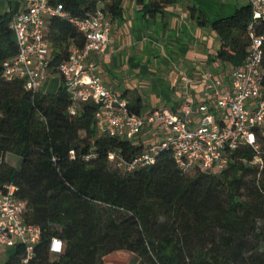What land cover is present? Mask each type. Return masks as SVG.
I'll return each instance as SVG.
<instances>
[{"label":"trees","instance_id":"16d2710c","mask_svg":"<svg viewBox=\"0 0 264 264\" xmlns=\"http://www.w3.org/2000/svg\"><path fill=\"white\" fill-rule=\"evenodd\" d=\"M125 1L57 0L69 17L49 21L52 74L58 75L71 47L85 46L70 19L102 12L111 22L120 20ZM168 5L169 0H138L146 18ZM190 12L206 26L204 14ZM13 17L0 13V186L17 187V197L27 204L25 222L41 229L28 264H103L119 251L137 256L138 264H264V138L257 135L258 150L230 153L220 175L185 172L169 151L155 164L127 173L110 162V154L131 162L147 147L101 135L97 105L81 104L71 115L73 101L63 85L56 93L33 94L22 81L5 79L4 64L19 53ZM252 21L251 8L244 6L212 24L220 41L215 62L230 70L245 63L251 34L264 37V24L251 32ZM129 109L141 116L139 107ZM8 155L20 164L10 165ZM54 240L62 243V252L53 259ZM12 250L5 264H24V247Z\"/></svg>","mask_w":264,"mask_h":264},{"label":"built area","instance_id":"2783aa9c","mask_svg":"<svg viewBox=\"0 0 264 264\" xmlns=\"http://www.w3.org/2000/svg\"><path fill=\"white\" fill-rule=\"evenodd\" d=\"M19 1L25 9L13 17L11 25L19 53L4 64V77L10 82L22 81L27 92L36 94L53 71L52 47L47 38L49 21L69 16L57 0ZM240 1L252 10V32L256 25L264 24V0ZM70 22L85 37V46L71 47L68 60L57 68L73 101L70 114L76 115L81 104L92 103L99 108L96 120L101 135L135 141L149 126L164 136L161 143L147 147L131 162L110 154L113 165L133 173L155 164L162 152L169 151L185 172L220 175L229 166L230 153L242 147L259 149L257 135L264 138V37L251 34L247 60L241 67L227 70V83L214 82L213 74L204 76L213 107L189 103L177 112L159 109L145 118L133 113L129 102L108 90L100 77L96 58L102 59L108 52L111 19L98 12L91 18ZM17 192L13 184L0 186V247L22 245L24 264H28L35 257L41 229L25 222L27 204L19 200ZM55 242L60 244L58 251L54 250ZM61 252L62 243L54 240L51 253Z\"/></svg>","mask_w":264,"mask_h":264},{"label":"crops","instance_id":"0c3cea01","mask_svg":"<svg viewBox=\"0 0 264 264\" xmlns=\"http://www.w3.org/2000/svg\"><path fill=\"white\" fill-rule=\"evenodd\" d=\"M244 6L240 0H169L162 14L146 18L138 0H126L123 18L112 22L106 56L96 58L105 87L139 107L145 118L159 109L177 112L189 103L213 107L204 76L213 74L214 82L224 84L230 68L215 62L220 41L211 26ZM191 8L204 14L205 27L192 18ZM24 9L19 0H0V13L15 16ZM62 83L59 75H49L42 91H58ZM137 141L149 147L163 138L148 126Z\"/></svg>","mask_w":264,"mask_h":264},{"label":"rangeland","instance_id":"374dc122","mask_svg":"<svg viewBox=\"0 0 264 264\" xmlns=\"http://www.w3.org/2000/svg\"><path fill=\"white\" fill-rule=\"evenodd\" d=\"M56 74H50V76H54ZM49 81H52V78H50ZM63 84V83H62ZM57 89V88H56ZM54 88L47 89L48 93H56L57 90ZM164 138V136L162 137ZM7 162L10 165L13 166H18L20 164V159L13 156V155H8L7 156ZM255 164L263 167L262 160H255ZM194 173H192L193 175ZM13 248L8 249L5 247H0V264H5L6 261L8 260L9 256L13 253ZM52 258H55V255L52 256ZM140 262V259L126 251H119L114 254L108 255L103 259V264H138Z\"/></svg>","mask_w":264,"mask_h":264},{"label":"clouds","instance_id":"9594fccd","mask_svg":"<svg viewBox=\"0 0 264 264\" xmlns=\"http://www.w3.org/2000/svg\"><path fill=\"white\" fill-rule=\"evenodd\" d=\"M60 249V244H59V242H55L54 243V250H59Z\"/></svg>","mask_w":264,"mask_h":264}]
</instances>
